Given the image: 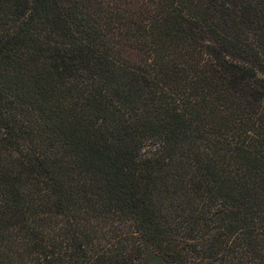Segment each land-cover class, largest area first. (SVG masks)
Segmentation results:
<instances>
[{
	"label": "trees",
	"instance_id": "trees-1",
	"mask_svg": "<svg viewBox=\"0 0 264 264\" xmlns=\"http://www.w3.org/2000/svg\"><path fill=\"white\" fill-rule=\"evenodd\" d=\"M0 264H264V0H0Z\"/></svg>",
	"mask_w": 264,
	"mask_h": 264
}]
</instances>
